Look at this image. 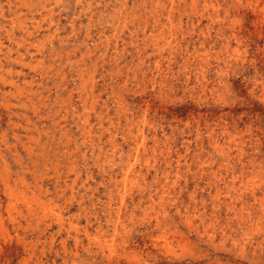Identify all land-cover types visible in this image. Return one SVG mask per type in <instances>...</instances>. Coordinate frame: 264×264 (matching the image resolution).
Instances as JSON below:
<instances>
[{
  "label": "rangeland",
  "instance_id": "rangeland-1",
  "mask_svg": "<svg viewBox=\"0 0 264 264\" xmlns=\"http://www.w3.org/2000/svg\"><path fill=\"white\" fill-rule=\"evenodd\" d=\"M263 3L0 0V134L41 130L56 206L0 192V264H264Z\"/></svg>",
  "mask_w": 264,
  "mask_h": 264
},
{
  "label": "bare ground",
  "instance_id": "bare-ground-1",
  "mask_svg": "<svg viewBox=\"0 0 264 264\" xmlns=\"http://www.w3.org/2000/svg\"><path fill=\"white\" fill-rule=\"evenodd\" d=\"M260 1V0H259ZM258 2V1H257ZM264 4V3H263ZM262 4V5H263ZM213 8V7H212ZM171 11V10H170ZM23 41V40H22ZM19 43V42H18ZM17 43V44H18ZM20 45V43H19ZM159 50V49H158ZM5 57V56H4ZM15 57V56H14ZM10 61V60H9ZM14 62V60H13ZM38 63V62H36ZM158 63V62H157ZM21 64V63H19ZM3 65V64H1ZM26 65V64H24ZM5 66V65H4ZM7 66V65H6ZM33 66V65H32ZM1 69V68H0ZM161 69V68H160ZM3 70V69H2ZM38 70V69H37ZM10 71V70H9ZM15 71V70H14ZM35 71V70H34ZM40 72V71H39ZM41 73V72H40ZM45 73V72H44ZM38 74V73H37ZM199 74V73H198ZM40 75V74H39ZM17 76V75H16ZM33 76V75H32ZM44 76V75H43ZM46 76V75H45ZM7 77V76H6ZM30 79V78H28ZM32 80V79H31ZM37 80V79H36ZM6 81V80H5ZM2 82V81H0ZM8 82V80H7ZM22 82V81H21ZM4 83V81L2 82ZM9 83V82H8ZM18 83V82H17ZM38 83V82H37ZM6 84V83H5ZM12 84V83H11ZM40 84V83H39ZM3 85V84H2ZM14 85V84H13ZM28 85V84H27ZM5 86V85H4ZM30 86H32V83L30 84ZM41 86V85H40ZM1 87V85H0ZM8 87V86H7ZM3 88V87H2ZM9 88V87H8ZM5 89V87H4ZM10 89V88H9ZM19 90V88L17 89ZM22 90V89H21ZM37 90V89H36ZM41 91V90H40ZM26 92V91H25ZM32 92V91H31ZM2 93V92H1ZM0 93V94H1ZM8 93V92H7ZM10 93V92H9ZM19 93V92H18ZM28 93V92H27ZM15 94V93H14ZM17 94V93H16ZM37 94V93H36ZM7 95V94H6ZM4 96V95H2ZM41 97V96H40ZM30 98V97H29ZM45 98V97H44ZM38 99V98H37ZM28 101V100H27ZM28 102H22V104H20L22 107H26ZM32 103V102H29ZM42 103V102H41ZM43 104V103H42ZM2 105L6 108L9 109L10 108V103H2ZM56 105V104H55ZM70 105V104H69ZM17 106V105H16ZM19 106H17L18 108ZM52 107V106H51ZM46 108V107H45ZM37 109V108H36ZM62 109V108H61ZM33 113H35L37 110L33 109L32 110ZM56 112V111H55ZM42 113V112H41ZM15 114V113H14ZM57 114V113H55ZM59 114V113H58ZM90 115V114H89ZM25 125L21 126V129L24 132V139H22V135L14 133L13 135V139L15 140V142L8 146V144H5V136L3 133L0 134V141L2 143H4L6 145V148L9 150V152H12L11 155H13V162L15 163V167H12L11 163L6 159V155L2 152V149L0 148V192L5 193L6 195H8L11 199V201L14 200H20L22 202V204H24L25 207H27L28 210V215L29 216H33L34 214L37 213V211H39V213L43 214L45 211H53V209H55L56 206L50 204L47 200L45 199V195L48 194V190L47 189H43V182H40V175L37 172V169L40 167H43L45 165H47L48 161L50 160V155L51 153H49V151H47V148L45 146V140L42 139L41 136V130L38 127H30L29 125V118L27 117V113H23L21 114ZM35 116V115H34ZM49 116V115H48ZM58 116V115H57ZM76 117V116H75ZM87 117V116H86ZM33 118V117H32ZM82 118V117H81ZM88 118V117H87ZM90 118V117H89ZM15 119V118H14ZM17 120V119H16ZM59 120V119H58ZM85 120V119H84ZM50 121V120H49ZM76 121V120H75ZM86 121V120H85ZM63 122V121H62ZM1 123V122H0ZM7 123V122H6ZM61 123V122H60ZM59 123V124H60ZM45 124V123H44ZM46 125V124H45ZM44 125V126H45ZM54 125V124H53ZM75 125V124H74ZM81 125V124H80ZM8 126H10L11 128L15 129L16 127L19 126V123L17 121L14 120H10L8 122ZM56 126V125H55ZM43 127V126H42ZM59 129V128H58ZM18 130V129H17ZM65 130V129H64ZM63 130V131H64ZM58 131V130H57ZM71 131V130H70ZM48 132V131H47ZM72 132V131H71ZM78 132V131H77ZM45 134V133H44ZM65 134V133H64ZM145 135V134H144ZM71 136V135H70ZM128 136V135H127ZM126 136V137H127ZM45 137V135H44ZM49 137V136H48ZM51 137V136H50ZM66 137V136H65ZM90 137V136H88ZM149 137V136H148ZM157 137V136H156ZM60 138V137H59ZM77 138V137H75ZM108 138V137H107ZM12 139V138H11ZM47 139V137H46ZM130 139V138H128ZM63 140V139H62ZM77 140V139H76ZM134 140V139H133ZM55 141V140H54ZM86 141V140H85ZM90 141V140H89ZM120 141V140H119ZM154 141V140H153ZM157 141V140H156ZM47 142V141H46ZM49 142V141H48ZM52 142V141H51ZM134 142V141H133ZM142 142V141H141ZM58 143V142H57ZM76 143V142H75ZM146 143V142H145ZM66 144V143H65ZM79 144V143H78ZM157 144V143H156ZM49 145V144H48ZM70 145V144H69ZM128 145V144H127ZM146 145V144H145ZM151 145V144H150ZM58 146V145H57ZM136 146V145H135ZM21 148L25 151V155L28 157V162L25 163L24 162V158L23 156H21L20 154V150L18 149ZM86 147V146H85ZM138 147V146H137ZM3 148V147H2ZM5 148V149H6ZM64 148V147H63ZM73 148V147H72ZM67 149V148H65ZM64 149V150H65ZM78 149V148H77ZM92 149V148H91ZM94 149V148H93ZM39 150V151H37ZM52 150V149H51ZM116 150V149H115ZM37 151V152H36ZM98 151V150H97ZM92 153V152H91ZM142 153V152H141ZM50 154V155H49ZM80 154V153H79ZM66 155V154H65ZM96 155V154H95ZM84 156V155H83ZM91 156V155H90ZM113 156V155H112ZM54 159H55V163L51 166H53V168L59 169V158L53 154ZM65 157V156H64ZM74 157V156H73ZM80 157V156H79ZM97 157V156H96ZM99 157V156H98ZM107 157V156H106ZM83 158V157H82ZM78 160V159H77ZM109 160V159H108ZM78 162V161H77ZM105 163V162H104ZM99 164V163H98ZM201 164V163H200ZM95 165V164H94ZM102 165V164H100ZM202 165V164H201ZM103 166V165H102ZM126 170H130L132 167V165L127 164L126 165ZM213 166V165H212ZM14 168V170H13ZM125 168V166H124ZM120 171V170H119ZM116 174V173H115ZM110 177V176H109ZM232 181V180H231ZM58 182V181H57ZM72 189V188H71ZM83 189V188H82ZM89 189V188H88ZM91 189V188H90ZM85 190V189H84ZM110 190V189H109ZM126 191V190H125ZM90 192V191H89ZM111 192V191H110ZM85 193V192H83ZM93 194V193H92ZM140 194V193H139ZM144 194V193H143ZM213 194V193H212ZM88 195V194H87ZM210 196V195H209ZM108 197V196H106ZM86 199V198H85ZM89 199V198H87ZM121 199V198H120ZM78 201V200H77ZM96 201V200H95ZM109 201V200H108ZM120 202V201H119ZM132 202V201H131ZM136 202V201H135ZM176 202V201H175ZM133 203V202H132ZM67 204V203H66ZM65 204V205H66ZM77 205V204H76ZM90 205V204H89ZM126 205V204H125ZM152 205V204H151ZM78 206V205H77ZM88 206V205H87ZM97 207V206H96ZM119 207V206H118ZM117 207V208H118ZM8 210H14L15 209V203L13 202H9L8 206L6 207ZM39 208V209H38ZM89 208V207H87ZM108 208V207H107ZM144 208V207H143ZM158 208V207H157ZM180 208V207H178ZM4 209V208H3ZM24 209V208H23ZM38 209V210H37ZM78 209V208H77ZM94 209V208H93ZM106 209V208H105ZM104 209V210H105ZM133 209V207H132ZM109 210V209H108ZM138 210V208H137ZM149 210V209H148ZM147 210V211H148ZM168 210V209H167ZM182 210V209H181ZM90 211V210H89ZM107 211V210H106ZM153 211V210H152ZM25 212V211H23ZM98 212V211H97ZM157 212V211H156ZM1 213H2V203L0 200V219H1ZM26 213V212H25ZM90 213V212H89ZM79 214V213H78ZM82 214V213H81ZM96 214V213H95ZM119 214V213H118ZM128 214V213H127ZM20 215V213H19ZM121 215V214H120ZM155 215V214H154ZM176 215V214H175ZM88 216V215H86ZM85 216V217H86ZM99 216V215H98ZM128 216V215H127ZM90 217V216H89ZM109 217V216H108ZM160 217V216H159ZM157 217V218H159ZM10 218V217H9ZM23 218V217H22ZM95 218V217H94ZM156 218V217H155ZM125 219V218H124ZM13 220V219H10ZM22 220V219H21ZM56 221L58 222L59 226H62L64 224L63 219L60 215V213L58 212L56 214ZM94 221V220H93ZM111 222V220H110ZM116 222V221H113ZM14 223V222H13ZM94 223V222H93ZM100 223V222H98ZM118 223V222H116ZM2 224L1 220H0V225ZM111 225V224H110ZM155 225V224H154ZM159 225V224H158ZM113 226V225H112ZM2 227V226H1ZM85 227V226H84ZM80 228V227H79ZM122 228V227H121ZM170 228V227H169ZM99 229V228H98ZM77 230V229H76ZM93 230V229H92ZM103 230V229H102ZM34 231V230H33ZM80 231V230H79ZM112 231V230H111ZM148 231V230H147ZM81 232V231H80ZM144 232V231H143ZM102 233V232H101ZM105 233V232H104ZM40 234V233H39ZM43 234V233H42ZM111 234V233H110ZM113 234V233H112ZM149 234V233H148ZM173 234V233H172ZM82 235V234H81ZM85 238L87 240V242L89 244H95L97 245L99 248L101 247V245L97 242L98 240V232L94 231L91 232L87 229L84 230V234ZM126 235V234H125ZM119 236V235H118ZM173 236V235H172ZM190 237V236H189ZM24 238V237H23ZM73 238V237H72ZM102 238V237H101ZM155 238V237H154ZM35 240V239H34ZM32 239V241H34ZM150 240V239H149ZM20 241V240H19ZM37 241V240H36ZM166 241V239H165ZM23 244L24 249H26V247L28 246V244H26L25 241H21ZM28 242V241H27ZM53 242V241H52ZM62 242V241H61ZM67 242V241H66ZM128 242V241H127ZM185 242V241H184ZM99 244V245H98ZM130 244V243H129ZM150 244V243H149ZM34 244H31L30 246H34ZM61 245V244H60ZM81 245V244H79ZM86 245V244H85ZM103 245V244H102ZM181 245V244H180ZM84 246V245H83ZM82 246V247H83ZM91 246V245H89ZM129 246V245H128ZM81 247V248H82ZM86 247V246H85ZM140 247V246H139ZM138 247V248H139ZM84 248V247H83ZM87 248V247H86ZM94 248V247H93ZM105 248V247H104ZM126 248V247H125ZM136 248V247H135ZM63 249V248H62ZM90 249V248H88ZM128 249V248H127ZM72 250V249H71ZM103 250V249H102ZM59 251V250H58ZM64 251V250H63ZM66 251V250H65ZM128 251V250H127ZM132 252V251H131ZM64 254V253H63ZM72 254V253H71ZM111 254V253H110ZM116 254V253H114ZM112 253V255H114ZM127 254V253H126ZM68 255V254H67ZM95 255V254H94ZM92 256V255H91ZM96 257V256H95ZM102 257V255H101ZM109 257V256H106ZM117 257V256H116ZM123 257V256H122ZM67 258V257H66ZM50 259V258H49ZM59 259V258H58ZM68 259V258H67ZM102 259V258H101ZM106 259V258H105ZM108 259V258H107ZM53 261V260H52ZM80 261V260H79ZM57 262V261H56ZM51 263V262H50ZM69 263V261H68ZM108 263V261H107ZM25 264V263H24ZM94 264V263H93ZM104 264V263H103ZM109 264V263H108ZM111 264V263H110Z\"/></svg>",
  "mask_w": 264,
  "mask_h": 264
}]
</instances>
